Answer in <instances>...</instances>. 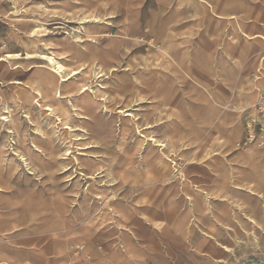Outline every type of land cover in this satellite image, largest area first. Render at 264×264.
<instances>
[{
	"label": "clouds",
	"instance_id": "clouds-1",
	"mask_svg": "<svg viewBox=\"0 0 264 264\" xmlns=\"http://www.w3.org/2000/svg\"><path fill=\"white\" fill-rule=\"evenodd\" d=\"M75 4H81V13L77 15L82 14L86 8L90 7L87 0H69V3L65 6L70 7ZM95 4L96 9L102 10L96 14L102 15L105 18V23H107V16H123V19L119 22V34L108 42L101 43L100 37L90 35L89 30L83 26L69 30L66 49L72 53L69 59L73 63L82 59H87L89 63H92L93 59H97L106 67L118 61L130 63L129 50L146 43L149 39L155 41L153 47L157 45L161 47L174 46L169 43L170 38L164 39L158 36L153 31L152 25L141 29L136 17L129 12L131 6L127 3V0H106V2L95 0ZM185 4L192 9L194 15L191 18L197 22L199 27H206L205 21L210 18V14L215 15L217 11L222 16L228 17V26L232 28L231 36L234 38L233 44L241 39V30L247 28L249 22H251L252 30H256L259 26V31L264 32V0H184L181 7H184ZM257 6H259L258 10ZM93 11L95 12V9ZM192 31L198 34V29ZM78 36H82L85 40H95L96 46H73V41L77 40ZM81 48L84 50L80 51ZM189 51L193 52L194 66L199 67L201 60L207 62L210 71L217 79L222 78L225 86L232 88L233 95L231 98L221 99L217 96L213 99L215 93L212 95L201 93L200 95L203 97L206 107L199 114L189 111L178 103L177 107L180 108V111L174 114L179 123H174L173 135L177 137L181 145L198 143L201 147L205 146L214 133L218 137H223L222 147L224 149L239 148L231 163H238L244 167L232 168L231 163L224 162L221 167L229 169V178L218 186L224 188L226 193L231 192L234 188L233 181L239 182L243 177L250 181L252 185L250 190L264 193V130L261 131L258 137L249 136L247 129L240 124L238 115L239 112L243 111V108L251 107L250 118L258 120L264 125V72L258 73V82L249 75L247 83H244V73L249 72L255 66L253 58L242 51L234 59L232 55H229V51H233L231 45L222 52L219 59L215 55H212L209 59V54L199 48L198 45H193ZM262 54H264V49H262ZM126 57L127 59H125ZM138 66V64H133V71ZM177 68V78L170 86L169 95L160 97L161 104L155 107H161L163 103H171L176 94L183 90L185 74L179 68V65H177ZM114 80L119 83L109 85V91L121 93L125 97L132 96L138 99L137 89L150 93L155 92V87L150 85L144 75L139 72L131 78L116 77ZM86 82L90 85L97 83L94 80ZM242 83L250 95L243 97L248 100V103L237 108L236 93ZM37 87L44 93L46 101L57 105L61 103L66 105V110L61 111L62 122L59 124L56 121L47 122V126L41 132V135L48 142L49 150L37 161L40 164V169H34L37 171V176L45 174L41 169L47 166L48 159L55 162L54 152L63 154L64 150L68 148L76 151L73 144L76 135L73 132H65L64 127L70 122L73 128L77 123H81L83 128L87 129V132L84 134V140L80 143L83 144L95 138V142L99 143L108 158L105 160L101 156L96 160H92L91 154H89L87 159L76 161L73 156L62 163L68 167H73L74 173L83 169L84 172L91 174L93 177H108L106 183L112 182L111 169L119 165L122 176L127 179L128 188H125L124 184L119 186L116 194L119 195L120 192H124V196L121 198L123 203L118 201L115 207L119 210L113 211L109 209L106 202L110 198L109 196L99 201L98 204L91 202L96 185L100 183V180L93 179L91 182L92 191L84 190V199L75 210L72 209L71 202L65 198L63 203L55 204L49 209L52 211V215L47 218L48 222L45 224H37V226L29 228L26 233L15 236L11 235L15 231L12 224H9L6 231L0 230V255H3L4 246L7 245L16 250L31 248L40 257L38 264H69V261L73 259L83 261V264H147V256L144 252L145 246L140 243L139 239L133 242L123 234H110L113 239L105 240L104 233L97 235L101 228L108 232L109 228L117 227L118 223L130 224L132 219L137 216L147 219L146 214L136 208L137 200L140 203H145L143 200L145 196L149 197L147 203L155 209L154 215L159 214V219L162 221L154 224V228L158 231H153L152 236L159 238L161 241L165 239L178 240L185 247H191L195 239V233L187 230V220L190 214L182 215L183 208L179 202H175L174 209L170 210L169 204L173 203L175 198L169 200L167 194L162 200H155V196L158 194V186L165 182L160 178L164 172L170 174V179L183 181L184 178L178 175V171H183L187 159L175 165L178 171H172V165L166 163L165 157L159 149H154L149 145L147 153L141 156L140 152L143 146L147 144V138L137 140L136 133L140 129L136 127L135 119L121 122L112 119L110 114L106 116L101 111L105 105L99 103V96L102 93L97 91L95 95H92L91 86L88 95L73 96L70 100L61 101L57 99L61 88L56 82V78L49 72H41L39 83L33 87V91H36ZM71 90V86H65L63 89L65 95L70 93ZM205 92H207V89ZM153 98H156L155 95ZM27 99H32L31 93L27 94ZM105 100L110 111L115 110V105L125 102L120 95H110ZM2 101L3 97L0 96V102ZM256 104L260 105L259 109L255 107ZM74 106L81 111L87 110L90 117L89 121H76L77 112L74 110ZM234 109L237 115L232 114ZM17 110L20 111L21 115L25 111L19 105H17ZM33 115L36 118L37 129H39L41 127L40 121H44L46 116L43 113H33ZM147 122L148 120H143L141 127ZM27 139V134H25V140ZM165 142L169 144L170 148L172 147L173 141L166 140ZM133 149H135V152H133ZM30 153L31 150L28 149L25 154L30 156ZM175 157L179 158V147L175 150ZM46 174L47 180L40 183L52 185L57 192L62 191L59 182L53 179L54 173L49 171ZM118 178L121 177L118 176ZM80 179L86 180L83 173ZM48 192V188L41 189L39 193L33 188L29 194H34L39 199H47L46 194ZM56 199V197H53V200ZM246 199L245 194H240V209L239 211L231 209L229 220H234L241 212H247L249 215H256L257 210L264 212V200L258 201L257 207L254 208L245 204ZM25 200H27V197H22L20 202L24 203ZM165 201H168V204ZM206 204L207 200L205 199ZM184 207H187L186 202ZM207 210L210 211V209ZM6 211L8 209L0 211V219L5 218L2 213ZM198 215L203 219L205 210L201 209ZM114 217H118L119 220L114 219ZM8 219L15 220L16 224L28 228L35 217L22 222L15 214H12ZM260 219L264 223V216H261ZM148 223L152 224L153 221L149 219ZM106 225L108 227H105ZM77 247L79 251H76ZM67 253H73L74 256L69 257L66 255ZM61 257H64V259H61ZM3 259L5 264H37L36 261L19 254L11 258L3 256Z\"/></svg>",
	"mask_w": 264,
	"mask_h": 264
},
{
	"label": "rangeland",
	"instance_id": "rangeland-1",
	"mask_svg": "<svg viewBox=\"0 0 264 264\" xmlns=\"http://www.w3.org/2000/svg\"><path fill=\"white\" fill-rule=\"evenodd\" d=\"M17 1L19 7L23 6L25 3H32L31 1L29 2V0ZM87 1L91 2L90 7L84 10L88 15L101 12L99 9H96L95 0ZM131 1L130 14L136 17L137 23L141 26V29L147 27L148 25H152L153 31L157 33L158 23L159 27H165L170 31L173 39L179 46L180 53L182 54V61L179 64V68L183 70L184 74L186 71H191L193 68L191 65V62H193V52L189 51L193 45H198L199 48H202L204 52L208 53L209 59L212 55H215L217 59H219L221 53L224 51L225 42L234 39L231 36L232 28L228 26V23L213 18L211 14L210 18L205 21L206 27H199L197 22L191 18L194 15L192 9L186 4L184 7H181V4L184 3V0ZM50 5L52 7H56L60 6L61 3L52 1ZM258 7L259 6H257V10ZM67 8L69 9L71 7ZM93 9H95V12ZM11 10L13 9L12 2L10 0H0V55H4L5 53H20L25 56L28 49L25 48V37L22 33L28 31L30 26L16 25L15 28H12L11 23L3 18V15L11 12ZM30 11L31 12L29 15L32 17H36L47 22L61 23V25H58L61 26V29H55L54 25L48 26L50 32L46 35V38H51L54 41H56L58 38L67 36V34H69V30L80 27L76 12L78 9H72L71 14L69 15H60L58 13L49 14L43 12L42 8L36 9L35 7H31ZM40 12H43L44 15H40ZM107 17H112V21L109 25H103L101 29L107 33H119V22L123 19V16ZM193 29H198V34H195L192 31ZM13 32H15V34ZM159 36L166 39V31L162 29ZM21 37H24V39ZM150 40L151 39H149L146 43L138 45L134 49H130L128 52V57H131V62H116L115 64L117 71L113 72L112 74H108L106 76L107 78L104 77L102 82L98 81V84L105 86V89L101 91L106 93L107 97L110 95H120L121 99L125 101L124 103L115 105V110L111 111L113 114L111 116L112 119L119 120L121 122H124L125 120L123 119L126 118H128L130 121L135 119L134 117H123L122 113H118L119 111L123 112L124 115H137L140 120L138 122L135 121V125L138 127V129H140L139 131L141 135L147 138L153 136L159 141L163 139L162 132L159 131V129L170 121V118L167 116V114H171V112H173V108L177 107L178 103L186 107L189 111H193L198 114V112L204 110L206 106V104L203 102V97L200 94L204 93L206 95V93L203 87L199 86L193 81H191V84L190 81L186 80L185 76L183 90L176 94L171 103H163L161 107H155L156 105L161 104L159 99L160 97H167L169 95L170 86L177 78L178 68L175 63L171 61L169 63L168 59L165 58L156 47H153V43L155 42L152 40L150 42ZM101 43L105 42L103 41ZM235 45V49L238 51V49L244 45L243 40L240 39L236 41ZM43 48L44 47L41 44L36 51H41ZM247 49L249 50L247 55L251 56L252 58L255 56L264 57V54H262V49H264V47H262L258 42H252L251 45L247 47ZM125 59H127V57ZM68 63L70 64L71 68H75L79 65L78 61L75 63L69 61ZM36 64L41 65L39 62ZM133 64L139 65L135 71H133ZM0 66V93H3L5 97L12 95L14 92H19L24 86H27L29 80L32 79V75L36 70L34 65L31 66L32 68L30 70L27 68V66L23 65V63L16 65V68L13 70L7 68L5 64H1ZM198 68L202 73L209 75V77L213 76V72L210 71V66L207 62L201 60L199 62ZM137 72L142 73L147 82L155 87L154 93L140 91L137 89V99L132 96L125 97L121 93L109 91V85L119 83L118 81L114 80V78H131L132 76L136 75ZM258 73L259 72H256L253 68L249 72H245L244 83H247L249 75H251V77L256 79L258 82ZM51 75L55 77L52 73ZM14 81L20 82L21 84L16 85L14 84ZM91 81H93V77H91ZM241 92L243 97L245 95H250L247 93V89L244 88V84L242 83L236 93L237 108L248 103V100H244L243 97L241 100H239V94ZM228 94L229 95L227 97L231 98L233 95L231 87L228 91ZM154 95L156 98H153ZM189 97H191V99H189ZM107 107L110 111L108 104ZM255 107L259 109L260 105L256 104ZM13 112V115L15 114L14 116L20 119V121L15 119V124L19 129V132L14 131V133L8 134L4 130V135L6 136H3V134L0 133V146H2L4 143L7 149L8 145H11L14 149L17 148L20 139H25V134H27L28 138L26 142H28L31 137H37L33 131L34 125L32 123H28L27 119L23 117L25 113L21 115L20 111ZM251 112L252 108L246 107L243 108L242 112L238 113L240 124L245 129H247V134L249 136L258 137L261 131L264 130V125H262L258 120H252L250 118ZM233 113L237 115L235 109L233 110ZM149 117H151V119H149ZM143 120H148V122L143 124L141 127V122ZM40 122H42L43 126H45L46 119ZM177 122L179 123L178 120ZM20 123H22V125ZM146 124L152 126V128L150 130H145L144 128H146ZM24 129L25 133H21V131ZM29 129H31V131H29ZM154 130H157L158 132ZM49 131L51 130L49 129ZM136 136L139 137L140 135L136 133ZM17 138H19V140ZM90 143H92L90 140L83 144H81L80 141H73L74 147L77 151H73L72 148H70L69 150L72 152L71 157H77L79 161L87 159L89 154H91L92 160H96L98 156H103L105 160L108 158L107 154L103 152L99 144L98 148H85L88 147ZM149 145L152 146V148L159 149L161 151V148L156 146V144L147 142L140 152L141 156H144L147 153ZM222 146L223 144H219V146L217 145L216 147L212 148L208 141L203 147H201L198 143H185L184 145H181V142L176 136H174L172 147H168L167 150L161 151L166 153L168 157H170V159H172L176 164L187 159V163L183 171H178L174 164L171 162L169 163L168 160L165 159L167 164L172 165V171H178L179 176L180 173H182L186 179H183V181L173 180L170 179V174L168 172H164L160 178L165 182H162L158 186V194L155 196V200L160 201L161 196L168 189L174 187L178 189L176 199L184 194L191 196L195 204L194 211L190 213L188 212V203L187 207H184V204L181 207L183 208L182 215L190 214L189 219L187 220V230L189 232L195 233V239L192 242L191 247H185L178 240L165 239L161 241L159 238L154 237V240L149 243H145L144 248L151 253L150 256L152 258L151 260L153 264H264V230L260 219L262 212L257 210L256 215H249L247 212H241V214L238 215L234 220L228 219L229 215L231 214V209H237L239 211L240 194L246 195V185L241 181H233L234 188L228 193H226L224 188L218 186L223 184L225 179L229 178V169L222 168L221 165L226 161L231 163L235 158L234 155L239 151V148H232L231 150H228L224 149ZM57 147H59V145H57ZM177 147H179L178 159L175 157V150ZM48 150V147L46 149L44 148L43 152L45 153ZM133 152H135V149H133ZM58 154L62 153L54 152L53 155L55 156V162H53L51 159H48L47 166L41 169V171L45 174L37 176V171L34 170L33 175L30 176V178L22 176L25 174V172L22 171V169L18 167L16 163H12L14 167L13 180L14 184L17 185L16 195L13 202L16 208H21L23 211L27 212L33 206V201L31 198L32 196L29 194V192H23V190L20 189L21 186H25V188L28 186L37 189L38 193L41 189L48 188L49 192L46 195L51 193L61 195L60 197L64 199L66 198L71 202V207L73 210H75L80 206L84 199V190L92 191L91 182L93 179H96L100 180V183L96 185V190L93 192L91 202L93 204H98L99 201L105 199L106 196H109L110 198L106 201L109 205V209L113 211L119 210L115 206L117 205L118 201L123 203L121 198L124 196V192H120L119 195H117L116 192L121 184H124L125 188H128L127 179L122 176L119 165H116L111 169L112 182L106 183L105 181L108 179V177H93L91 174L84 172L83 169H81L80 172L74 173L73 167L69 168L68 166L61 163L63 162V157L59 156ZM213 162H215V164H213ZM38 165L40 166L39 163ZM231 167L242 168L244 166L238 163H231ZM67 168L68 170L64 171ZM38 169H40V167ZM49 171L54 173L53 179L59 182V187L62 189V191L57 192L55 189H53L52 185H44L40 183L43 180H47L46 173ZM20 173L23 174L21 175ZM82 173L86 177V180L80 179ZM118 176L121 178H118ZM37 185H39V187H37ZM205 195H208V198L206 199V205ZM22 197H27V200H25L24 203L20 202ZM143 199L145 200V203H140L139 200H137L136 208L144 212L147 216V219L142 216H137L134 217L130 223H134V221H140L143 226L145 224L146 226L152 228L155 223H160L162 221L159 220L157 214L154 215L155 209L147 203L149 197L145 196ZM36 201L37 202H34V204H42V201H40L39 198ZM258 201L260 200L247 197L245 204L256 208ZM201 209L205 210L203 219H201L198 215V212ZM207 209H210V211ZM2 210L3 208H0V211ZM13 214H15L22 222H26L25 212ZM3 216L5 218L0 219V228L2 230L6 231L9 227V224H12L14 227L16 226L15 220L8 219V217L11 215L7 216L5 213ZM33 217H35V213L28 214V220H31ZM114 219L119 220L118 217H114ZM149 219L153 221L152 224L148 223ZM18 225L19 227H15V231L12 232L11 235H21L27 232V230H23L25 227H23L21 224ZM105 227L108 226L106 225ZM130 227L131 226L129 223H118L117 227L109 228L108 232H105L104 228L99 229L98 235L104 233L105 240L113 239V236L110 234H123L127 238L128 235H130V239L133 235L130 233ZM142 245H144V243H142ZM146 245L150 247H147ZM4 247L10 246L5 245ZM23 249L29 250V248ZM77 249L79 250V248ZM203 259H205V261Z\"/></svg>",
	"mask_w": 264,
	"mask_h": 264
},
{
	"label": "bare ground",
	"instance_id": "bare-ground-1",
	"mask_svg": "<svg viewBox=\"0 0 264 264\" xmlns=\"http://www.w3.org/2000/svg\"><path fill=\"white\" fill-rule=\"evenodd\" d=\"M10 1L12 2L13 10L3 15V18L11 23L12 28H15L16 25L17 26H28V25L30 26L28 31L22 33L25 37V41H24L25 46H26L25 48H27L28 51L26 52L25 56L20 53H5L4 55H0V65L5 64L7 68L13 70L16 68L15 67L16 65H18L19 63L21 64L23 63V65L27 66V68L30 70L32 68L31 66L34 65L36 70L34 74L32 75V79L29 80L28 85L24 86L19 92H14L12 95L8 97H5L3 93H0V96L3 97V101L0 102V128H1L0 133L3 134V136H6L4 135V130L8 134L14 133V131L19 132V129L17 128L15 124V119L19 121L20 119L15 117L14 116L15 114L13 115L14 113L13 111H18L17 105H19L20 108L25 109L24 111L25 115H23V117L27 119L28 123L30 124L32 123L34 125L33 131L35 133L34 132L33 133L36 134L37 137H31V139L28 142H26L25 139H20L18 147L15 149L11 145H8V149H7L4 143L2 144V146H0V197L3 196L5 191L11 190L13 188H17V185L14 184V180H13L14 167L12 163H16V165L20 167L22 171L25 172V174L22 173L23 175L20 173L22 176L29 177V178L30 176L33 175L34 169H38L40 167L37 161L40 157L44 156L43 149L44 148L46 149L47 147L49 148L48 142L45 139V137L41 135V132L44 131V128L47 126V122L56 121L58 124L61 123L62 122L61 111L66 110V105L63 103L57 105L50 101H46L44 98V93L39 90V87H37L36 91H33V87L37 86L39 83L40 73L49 72V73H52L56 77L57 83L59 84L61 88L60 95L57 97V99L61 101L70 100L73 96L82 97V96L88 95L89 87L91 86L92 95H95L97 91L102 93L99 96V103L102 105H105V107L101 111L106 116L109 114L110 116H112L113 114L111 111H109L106 100H105V98L107 97L106 93L101 91L105 89V86H103L102 84H98V81L102 82L103 78L106 77L108 74H112L113 72L117 71L115 63L106 67L103 63H100L97 59H93L92 63H89L87 59L77 60L79 65L77 67L74 66L75 68H71L68 62L72 61L71 59H69L72 53L66 49L69 34H67V36L65 37L56 39V41H54L51 38H46V35L50 32L48 29V26L54 25L55 29H61V26H58V25H61V23L47 22L45 20L32 17L29 15L31 12L30 11L31 7H35L36 9L42 8L43 12L45 13H49V14L58 13L60 15H69L71 14L72 9H78V11H76L78 14V13H81V6H80L81 4L71 5L70 6L71 8L68 9L65 5L69 3V0H29V2L31 1L32 3L30 4L25 3L23 6L19 7L17 0H10ZM52 1L60 2L61 5L52 7L50 5ZM101 2H106V0H101ZM87 3L91 5V2L87 1ZM127 3L131 6L132 1L127 0ZM43 12H40L39 14L44 15ZM129 12H130V9H129ZM211 16L215 19H218L219 21L228 23V17L222 16L219 13V11H217L215 15H211ZM77 19L80 24V27L83 26L85 29H88L90 35L100 37L101 42L104 41L106 43L111 38H114L119 34V33H107L106 31H103L101 29L103 25H107V24L109 25L111 23L112 17L110 18L106 17L107 23H105V18L102 15H97V14L88 15L85 11H83L82 14L78 15ZM157 29L158 30L156 34L158 36L160 35L162 29H164L167 33L166 39L170 38L169 43L174 45L173 47H167V46L161 47L158 45L156 46L157 50L165 58L168 59L169 63L171 61L175 63L176 65H179L180 62L182 61V54L180 53L179 46L176 43V41L173 39L172 34L167 28L159 27L158 23H157ZM13 33L15 34V32ZM24 37L23 38L21 37V38L24 39ZM241 40H243L244 45L243 47L239 48L238 51L235 49L236 45L233 44V40L226 41L224 44V50L228 49L229 45H231L233 51H229V55H232L234 59L237 58L242 51L247 55L249 52L247 47L251 45L252 42H258L262 47H264V32L259 31V26H257L256 30H252L251 22H249V26L241 30ZM152 41L155 42L154 40ZM39 44L40 45L42 44L44 48L41 51H36L38 50V47L40 46ZM73 46H96V41L91 40V39L85 40L82 36H78L77 40L73 41ZM83 50H84L83 48L80 49V51H83ZM253 61L255 65L253 69L259 73L264 72V57L255 56L253 57ZM37 62H39L41 65H37L36 64ZM191 63H192L191 65L193 66L192 70L185 72L187 81H190V82L193 81L194 83L203 87L204 90L207 89V92H205L206 95H212L213 93H215V95H213V99H215L217 96H219L221 99L228 98L227 96L229 95L228 91L230 87L225 86L222 78L217 79V77L214 74L213 76L209 77V75L202 73L201 70L197 66H194L193 62ZM91 77H93V80L97 82L96 85H90L89 83L86 82V81H91ZM14 84L19 85L21 83L14 81ZM65 86H71V89H72L71 92L68 93L67 95H65L63 91ZM28 93H31L32 95L31 100L27 99ZM239 96H240L239 100H241V98L243 97L242 92L239 94ZM74 110H76L77 112V115L75 116L76 121H89L90 117L87 114V110L81 111L80 109L75 108V106H74ZM179 111H180L179 108L174 107L173 112H171V114H167V116L170 118V121L167 122L165 125H163L159 129V131H161L163 135L162 140L158 141L153 136L147 138L141 135L140 131H137V133L140 135L139 137H137V140L139 141V140H143L147 138V142H152L156 144V146L161 148V151L167 150L169 147V144L166 143L165 141L174 140L173 125L174 123L178 124L177 117L174 113L179 112ZM201 112H203V110L199 111L198 114ZM33 113L45 114L46 116L45 126H43L42 122H40L41 127L37 129V122H36V118L33 115ZM118 113L120 114L122 113L123 117H134L135 121L137 122L140 120V118H138L137 115H132V114L124 115V113L120 111ZM232 114L236 115L233 112ZM31 118L33 119V122ZM123 120H125L124 122L130 121L128 118L123 119ZM20 124L22 125V123ZM151 128L152 126L146 124V128L144 129L150 130ZM64 131L73 132L76 135L75 141H82L85 138L84 134L87 132V129L83 128L81 123H77L75 128H73L70 122L65 125ZM154 131L158 132L157 130H154ZM21 133H25V129L21 131ZM17 139L19 140V138ZM90 141H92V143H90V145L85 148H98L99 147L98 145L99 143L95 142V138L90 139ZM134 143L136 142L134 141ZM208 143L213 148L219 144H223L224 139L223 137H218L217 134L214 133L212 135V138L208 140ZM28 149L31 150L30 156L25 154L26 150ZM69 149L70 148L64 150L63 154H58L59 156L63 157V161L71 157L72 152ZM162 153L165 159L168 160L169 163L171 162L172 164L176 165V163L173 162V160L170 159V157H168L166 153L164 152ZM234 157H236V154L234 155ZM75 158H76V161H79L77 157ZM67 170L68 168L65 169L64 171H67ZM180 176H182L184 180L186 179L182 173H180ZM240 181L246 185V196L247 197L256 199V200L259 199L260 201L264 200V193L250 190L252 185L247 178L242 177ZM177 191L178 189L175 187L168 189L161 196L160 200H162L165 194H167L169 197V200H172L173 197L175 198V201L169 204L170 210L174 209L175 202H179L180 206H182L186 202L189 205L188 212L189 213L193 212L195 209V204H194V200L192 199V197L184 194L176 199ZM205 197H206L205 199H207L208 195H205ZM13 202H14L13 199L11 200L7 198L8 205H12ZM165 203L168 204V201H165ZM261 216H264V212L261 213ZM157 217L159 218V214H157ZM130 226H131L130 233L133 235L140 234L144 228L143 224L140 221H134V223L133 222L130 223ZM262 227L264 230V223H262ZM129 237L130 235H128V238ZM3 256H8L9 258H11L12 256H14V253L8 249H4L3 255H0V264H5ZM203 260L205 261V259Z\"/></svg>",
	"mask_w": 264,
	"mask_h": 264
},
{
	"label": "crops",
	"instance_id": "crops-1",
	"mask_svg": "<svg viewBox=\"0 0 264 264\" xmlns=\"http://www.w3.org/2000/svg\"><path fill=\"white\" fill-rule=\"evenodd\" d=\"M20 189H22L23 192L27 191V192L30 193V190L33 189V188L28 187V186L25 188V186H21ZM11 190H12V192H11ZM11 190L5 191L3 196L0 197V208L1 209L3 208V210L4 209H8V211L3 212V214L6 213L7 216L12 215L13 213L20 214V213L25 212L26 221L28 220V214L29 213H35V219L33 220L32 224L29 225L28 228L25 227L23 229V230H27V231L29 230V228L37 226V224H45V223H47L48 222L47 218L52 215V211H50L49 209L52 206H54L55 204H59V203H63L64 202V198L60 197L61 195L52 194L51 193V194L47 195V199H43V200L40 199V201H42L41 202L42 204L38 205V204H34V202H37L36 200L38 198L34 194H32L31 198H32V201H33V206L31 207V209H29L26 212V211H23L21 208H16V206L14 204H12V205H8L7 204V198L11 199V200L15 199L16 188H13ZM36 192H37V189H36ZM53 197H56L57 199L53 200ZM39 213H42V214H39ZM17 226L19 227L18 224H16L15 227L18 228ZM0 230H2V229L0 228ZM153 231H157L154 228V226L152 228H150V227H148V226H146L144 224L143 231L140 234H138V235H135V236L132 235L130 240L135 242L137 239H139L140 243L141 244L144 243V246H145V243H149L152 240H154L153 239L154 236H152V232ZM98 233H97V235H98ZM147 247H150V246H147ZM153 247H155V246H153ZM4 249H8V250L12 251L14 253V255L19 254L20 256L28 257V258L32 259L33 261H36L37 264H38V262L40 260V257L31 248H29V250L28 249L16 250V249L11 248V247H4ZM76 250H78V249H76ZM157 250H158V248H157ZM144 252H145V254L147 256V264H153V262L151 260L152 258L150 256L151 253L148 250H145V249H144ZM66 255L69 256V257H73L74 256L73 253H67ZM61 259H64V257H61ZM69 264H83V261H80L78 259H73V260L69 261Z\"/></svg>",
	"mask_w": 264,
	"mask_h": 264
}]
</instances>
